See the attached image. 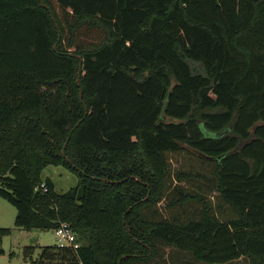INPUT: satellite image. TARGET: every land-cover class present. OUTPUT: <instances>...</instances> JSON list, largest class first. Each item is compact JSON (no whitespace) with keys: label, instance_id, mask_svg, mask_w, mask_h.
I'll use <instances>...</instances> for the list:
<instances>
[{"label":"trees","instance_id":"trees-1","mask_svg":"<svg viewBox=\"0 0 264 264\" xmlns=\"http://www.w3.org/2000/svg\"><path fill=\"white\" fill-rule=\"evenodd\" d=\"M0 198L30 264H264V0H0Z\"/></svg>","mask_w":264,"mask_h":264},{"label":"rangeland","instance_id":"rangeland-1","mask_svg":"<svg viewBox=\"0 0 264 264\" xmlns=\"http://www.w3.org/2000/svg\"><path fill=\"white\" fill-rule=\"evenodd\" d=\"M170 165L172 171L209 173V165L201 161L193 153L183 152L171 156ZM43 176L52 180L56 191L60 194L66 193L78 184L77 176L62 167H48L44 171ZM208 200L213 202V196L209 195ZM165 203L166 199L159 204L162 211H165L163 209ZM16 213V209L12 205L0 198V228L10 229V233L3 238L2 248L4 252L0 255V264H30L29 248H34L32 259L36 260L41 248L59 245V238L53 230L43 231L35 229L25 231L16 228L14 224ZM161 254L164 255L166 264H191L188 255L173 251L170 248H162ZM247 263V261L243 260L234 264Z\"/></svg>","mask_w":264,"mask_h":264},{"label":"built area","instance_id":"built-area-1","mask_svg":"<svg viewBox=\"0 0 264 264\" xmlns=\"http://www.w3.org/2000/svg\"><path fill=\"white\" fill-rule=\"evenodd\" d=\"M55 233L59 238L60 247H72L75 250L78 249L79 245L77 243L76 236L68 225H62L55 231Z\"/></svg>","mask_w":264,"mask_h":264}]
</instances>
